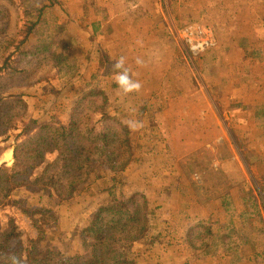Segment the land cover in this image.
Returning <instances> with one entry per match:
<instances>
[{"label": "rangeland", "instance_id": "rangeland-1", "mask_svg": "<svg viewBox=\"0 0 264 264\" xmlns=\"http://www.w3.org/2000/svg\"><path fill=\"white\" fill-rule=\"evenodd\" d=\"M34 1L42 5L50 4V0ZM60 1L66 5L60 18L63 28L57 35L56 48L61 53V59L46 60L38 66L35 80L39 82L35 85L29 88L13 86L5 95L8 98L24 97L28 111L16 129L0 139V168L15 166L16 147L33 137L39 124L69 122L70 113L79 100L86 93L99 89H104L110 96L105 111L111 116L125 125L128 120L143 123L139 130H130L134 136L136 156L123 174L97 171L79 193L68 201H60L54 192L53 181L47 177L52 172L51 166L58 153L53 149L46 150L45 160L36 164L30 177L27 176L24 184L19 185L21 187L15 188L9 202L0 205L2 229H16L25 248V258L32 253L34 240L39 236L41 246L48 245L53 238L61 248L63 261L69 264L81 253L77 242L79 230L89 226L97 211L114 194L138 191L145 193L159 209L152 228L161 239L164 233L167 234L168 238L164 240L170 247L162 243L152 245L149 240L135 246L131 254L140 256L142 264H264V213L259 194H256V188L261 189L264 201V79L258 82L251 80L247 84L248 91L259 89L262 95L257 112L254 115L244 113L237 101L226 99V95L227 89L238 91L244 88L243 82L239 81H244L247 70L222 60L228 54L238 60L241 56L251 58L253 64L248 70L254 77L253 69L264 62V2L253 0L254 6L262 13L259 24L248 21L246 16L237 20L224 18L235 25L220 28L218 21L222 6L225 4L226 9L231 10L228 7H236L238 0H90L87 3V20L84 17L80 20L72 13L68 0ZM70 4L72 8H78V3ZM121 4L130 5V18L110 22L108 7L114 6L115 9ZM241 11L246 13L248 5L244 4ZM99 19L105 20V25L97 22ZM23 29L21 0H0V67L13 51L7 48L8 45L21 41ZM96 29L107 36V39L101 38L102 43L107 45L99 42L98 35L93 37ZM114 33H117L116 39L112 38ZM124 42L132 45H129L127 57L118 49ZM117 43L119 45L115 47ZM121 56L127 58L125 67L130 70L133 79L141 82L139 92L123 95L115 83V73L108 74V71L114 72L112 65ZM99 60H103L100 66ZM137 60L142 61V65L137 64ZM263 71L258 68V74ZM1 76L3 84L21 82L16 76L10 79L8 71ZM189 89L200 92L196 100L202 104L197 110L204 123H210L209 118H215L217 125H225L230 130L231 140L226 143L224 154H219V160L215 158V163L206 161L207 154L197 160L202 161L200 167L203 164L205 170L213 166L212 172L203 175L215 176L217 182L208 187L211 177L206 182L207 177L197 180L196 176L189 175L183 186L194 194L189 201L190 206L184 208L182 201L170 199V206L179 207L181 212L169 218L162 212V197L158 190L165 183L162 177L163 155L169 157L173 153L170 145L173 132L170 131L169 139L162 137L165 129L163 120L167 121V117L171 116L163 113L169 102L164 97L172 91L184 93ZM107 98L99 97L94 105L86 104L94 119L90 127H96L97 131H101L105 124L100 114L101 104ZM206 104L209 109L211 105L217 107V112L208 114ZM186 122L189 124V121ZM214 132L213 137H217V131ZM188 136H193L191 130ZM216 139V144H222ZM228 149L230 159L235 158L229 163L224 158ZM8 153L11 160L6 161ZM247 159L253 163L249 165ZM165 165L168 168L169 162ZM190 169L193 171V166L190 165ZM239 169L245 173L244 181L237 177ZM236 171V177L231 182L229 176ZM245 203H249L248 208L244 207ZM28 209L49 211L50 214L46 219L44 213L39 212L33 218L27 213ZM183 213L191 218V222H182ZM36 222L44 228L41 235ZM163 222H169L170 226L162 225ZM205 225L211 230L204 229ZM184 226H187L188 232L193 229L194 245L204 248L197 251V256L192 255L193 250L186 243L185 247L176 248ZM244 239L249 240L257 250L240 246L246 241ZM175 249L179 261L172 259Z\"/></svg>", "mask_w": 264, "mask_h": 264}, {"label": "trees", "instance_id": "trees-1", "mask_svg": "<svg viewBox=\"0 0 264 264\" xmlns=\"http://www.w3.org/2000/svg\"><path fill=\"white\" fill-rule=\"evenodd\" d=\"M21 7L24 11L22 39L15 45H8L7 48L13 51L0 67V139L16 129L28 111L24 97L8 98L5 96L7 92L13 86L29 88L35 85L39 82L35 80V69L46 60L61 59L56 46L57 35L63 28L60 18L62 12H65L64 2L50 0V4L42 5L34 0H21ZM94 31L95 35L99 33L97 29ZM102 62L103 60H99L98 66ZM7 71L10 79L16 76L21 82L3 84L1 74ZM114 73L108 71L109 75ZM99 97H108L101 104L100 115L105 123L101 131L90 127L94 119L91 110L86 108V104L94 105ZM109 97L104 89L88 92L72 109L69 122L49 121L39 124L36 134L16 147L15 166L0 168V205L9 202L15 188L21 187L19 185L24 184L36 164L45 160V152L48 149L58 153L57 160L51 166L52 172L48 173L47 177L53 181L54 192L60 201H68L79 193L82 186L97 171H106L113 175L127 171L136 156L134 136L127 125L105 111ZM247 162L249 165L253 163L251 159H247ZM256 192L261 199L259 201L264 213V201L260 195L263 191L256 188ZM49 194L51 198L54 197L52 192ZM157 210L159 209L145 193L136 191L131 194H114L111 200L97 211L89 226L79 230L77 242L81 253L69 264H142L140 256H133L131 250L147 240L152 245H161L166 242L164 239L168 238L164 233V238L161 239L152 228ZM26 211L33 218L39 212L44 213L46 219L50 214L44 210ZM203 228L211 230V227L206 225ZM38 229L40 235L43 234L44 228L39 223ZM192 230L188 232L186 245L189 249L192 248V255L197 256V251L204 248L200 249L194 245ZM39 238L34 240V249L25 258V248L16 229H2L0 225V264H11L7 260L9 254L22 257L23 264H68L63 261L61 248L53 238H50L48 245L43 246L40 245Z\"/></svg>", "mask_w": 264, "mask_h": 264}, {"label": "crops", "instance_id": "crops-1", "mask_svg": "<svg viewBox=\"0 0 264 264\" xmlns=\"http://www.w3.org/2000/svg\"><path fill=\"white\" fill-rule=\"evenodd\" d=\"M68 1H69L68 3L71 7L73 14H76L80 20H82L83 17L84 18L86 17L87 3L90 0H77L78 2L76 0H68ZM231 1L234 2L235 0H231ZM75 2L78 3L77 5L78 8H72L70 4V3H75ZM260 2L263 4L264 1L260 0ZM244 4L248 5V11L246 13H242L241 11V8L244 6ZM129 6L126 4H121V6H118V7L116 6L115 9H114V6L108 7V11H110V14H111V17L109 18L110 22H113V21L122 22L130 18L129 12L131 10ZM222 7H223L222 15L220 19L218 18L219 19L218 25L220 28L226 25H230V26L235 25L233 22L225 21L224 18H226L227 20L228 19L237 20L239 18H244L246 16V19L248 21L257 25L260 22L259 19L262 17L261 11L254 6L253 0H238V4L236 7H230V6L228 7L231 10H227L225 7V4ZM88 16H89L88 18H90V14H88ZM85 19L87 20V18ZM97 22H101L102 25H105V20L100 21L99 19L97 20ZM79 25L81 26L82 23L79 22ZM102 32H99L97 34L98 35L97 37H98L99 42L101 44H104V42L102 43L101 38L107 39V36L105 34H102ZM115 34L117 33L112 34V38L114 39H116ZM92 35L93 37L96 36L94 32L92 33ZM104 45H107V44L105 43ZM110 45H112V43ZM117 45H119V43L115 44V47ZM129 45L130 44L127 42L121 43V45H119L118 49L121 51V53L123 51L125 57H127V55L130 53L129 48L132 45L130 46ZM164 49L167 50V47L164 46ZM222 60H226L231 65H236V66L241 65L242 67H240V69L247 70L245 77L243 78L244 81H239V83L243 82L242 87L244 88H240V90L238 91H233L232 88L227 89L226 99L229 100L230 98H233V102L237 101L238 106L242 107L241 110L244 113L254 115L257 112V109H258L257 106L261 102L262 94L259 89L248 91L247 84L251 82V80L257 81V82L259 80L263 81L264 71L258 74V68L263 70L264 62L261 63L260 67L253 69V73H252L254 74V77H253L250 74L251 70H248L253 64L252 63L253 60L251 58L241 56L240 59L238 60L233 55L228 54L227 56L223 57ZM126 61H127V58H126ZM257 65H259V63ZM199 95H200V92H198L196 89H189L188 91L184 93L178 92V91H172L170 92V95L167 94L164 97L166 98V100H169V102L166 105L167 107H165L163 113L167 115H171V116L167 117V121L163 120L165 129L162 132V137L165 136L166 138L167 136L169 139L171 135L170 131L173 132L172 136L170 137L171 139L170 145L173 149L172 150L173 153L172 155L170 154L169 157L167 155H163V159H162V163H163L162 164V174L163 175L162 177L165 180V183L162 181L164 185L162 184V189H158V190H159V195H161L162 197V212L167 214L169 218H173V215H178L176 213L181 212L179 211L181 210L179 207L170 206L171 205L170 199L182 201L184 208L186 207L188 208L190 206L189 201L193 197L194 194L191 193L190 189L183 186L184 182H186L189 175H192L193 177L196 176L197 180H200V178L202 179L203 177H207L203 175L204 173L212 172L213 166H212V169L210 166L208 170H205L203 164L200 167L202 161H197L198 158L207 154L206 161H212V163L213 162L215 163V158L219 160V154L221 153L224 154V148L226 147V143L231 140L230 130L225 128L226 127L225 125L223 126L217 125L215 118L213 119L209 118L210 123H207V122L204 123L203 119H201L197 108L202 103L201 101L197 102L196 100L199 97ZM206 110H208V114H211L213 112H217L218 109L217 107H214L213 105H211L209 109V106L207 105ZM194 114L196 115V118L198 119L195 118ZM186 121H189V124H186L188 123ZM190 130L192 131V135H193L192 137L188 136V131ZM215 130L217 131V137H213L215 134L214 132ZM215 138H217L216 140L218 142H222V144H219V145L216 144ZM229 151L230 150L228 149L227 151L228 153L224 155V158H226V161H228V163L229 161L235 160V158L230 159L231 157H230ZM208 158H210L211 160H208ZM239 159H241V157ZM192 161L194 163H192ZM166 162H169L168 168L165 165ZM190 165L193 166V169H194L193 171L190 169ZM234 166H235V163H234ZM242 166L244 165L242 164ZM236 173L237 171L232 173L229 176V178L231 179L230 180L231 182H232V179L236 177ZM209 177L212 178V181L208 187H211L217 181H216L215 176H208L205 179L206 182L208 181ZM224 177H225V173H224ZM237 177H239L240 181H244L246 179L245 173L244 172L241 173V169L238 170ZM224 181L225 180H223L222 182L224 183ZM202 183H203V180H202ZM226 185H228V182L226 183ZM248 205L249 203H245L244 207L248 208ZM181 217H183L182 222L184 220H186L188 223L191 222V218L185 215L184 213L181 214ZM167 221H169V219ZM162 225L170 226L169 222H167V224L163 222ZM187 233H188L187 226L182 227V230L179 233L180 242L178 243L176 248L179 249L183 246L185 247ZM242 233H244V231L240 232V234ZM164 244L168 246L167 248H170L169 243L165 242ZM240 246L244 248L248 247L249 250L252 249L250 248L252 247V244L249 242V240H246L245 242L240 243ZM177 253L178 251L177 249H175V255H172V259L174 258L175 261H179V258H178L179 255ZM180 261L182 260L180 259Z\"/></svg>", "mask_w": 264, "mask_h": 264}, {"label": "clouds", "instance_id": "clouds-1", "mask_svg": "<svg viewBox=\"0 0 264 264\" xmlns=\"http://www.w3.org/2000/svg\"><path fill=\"white\" fill-rule=\"evenodd\" d=\"M125 63L126 58L121 56L112 65L115 72V83L118 85V88L123 95L139 92L142 88V84L139 80L133 79L130 70L125 67ZM142 63V61L137 60V64L142 65ZM126 125L131 131H137L143 127V123L138 120H128ZM7 260H9L11 264H23L22 257L15 254H9Z\"/></svg>", "mask_w": 264, "mask_h": 264}, {"label": "bare ground", "instance_id": "bare-ground-1", "mask_svg": "<svg viewBox=\"0 0 264 264\" xmlns=\"http://www.w3.org/2000/svg\"><path fill=\"white\" fill-rule=\"evenodd\" d=\"M5 160L6 161L11 160V154L10 153H8V154L5 155Z\"/></svg>", "mask_w": 264, "mask_h": 264}]
</instances>
